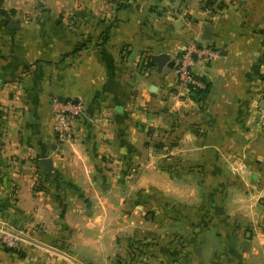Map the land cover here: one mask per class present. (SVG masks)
I'll use <instances>...</instances> for the list:
<instances>
[{
	"label": "crops",
	"instance_id": "obj_1",
	"mask_svg": "<svg viewBox=\"0 0 264 264\" xmlns=\"http://www.w3.org/2000/svg\"><path fill=\"white\" fill-rule=\"evenodd\" d=\"M191 39L198 99L153 60ZM262 85L264 0H0V264H264Z\"/></svg>",
	"mask_w": 264,
	"mask_h": 264
},
{
	"label": "built area",
	"instance_id": "obj_2",
	"mask_svg": "<svg viewBox=\"0 0 264 264\" xmlns=\"http://www.w3.org/2000/svg\"><path fill=\"white\" fill-rule=\"evenodd\" d=\"M217 52L210 47L202 46L197 39H191L181 50L174 61V74L177 82L186 92L206 89V82L193 72L197 61L208 62ZM260 117H264V85L257 90ZM53 129L59 145L75 139L73 122L85 115V106L73 99L53 98L51 102ZM264 129V125H263ZM26 241L18 229L7 220L0 219V248L14 251L23 250Z\"/></svg>",
	"mask_w": 264,
	"mask_h": 264
},
{
	"label": "water",
	"instance_id": "obj_3",
	"mask_svg": "<svg viewBox=\"0 0 264 264\" xmlns=\"http://www.w3.org/2000/svg\"><path fill=\"white\" fill-rule=\"evenodd\" d=\"M204 31L206 33V35L204 36V39L210 40L212 36L210 35V26L208 24L204 26ZM153 60L157 64V67L160 70L167 71L168 69L174 66V61L171 60L170 55L166 52H159L155 54L153 56ZM92 110H93L92 106L88 105L87 108L85 109V112L88 115V118L85 117L84 115L86 119H90L92 117ZM40 164H42V166L44 167L45 172L50 174L52 170V159L50 157L43 158L40 160Z\"/></svg>",
	"mask_w": 264,
	"mask_h": 264
},
{
	"label": "trees",
	"instance_id": "obj_4",
	"mask_svg": "<svg viewBox=\"0 0 264 264\" xmlns=\"http://www.w3.org/2000/svg\"><path fill=\"white\" fill-rule=\"evenodd\" d=\"M207 88H208V84L206 83V89H204V90H196L194 95H193V97L198 99L201 95H203L207 91Z\"/></svg>",
	"mask_w": 264,
	"mask_h": 264
}]
</instances>
